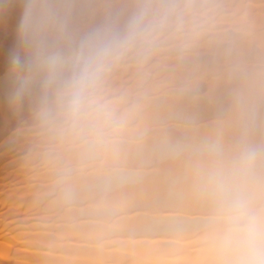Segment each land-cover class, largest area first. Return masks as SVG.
I'll return each instance as SVG.
<instances>
[{"label":"clouds","instance_id":"clouds-1","mask_svg":"<svg viewBox=\"0 0 264 264\" xmlns=\"http://www.w3.org/2000/svg\"><path fill=\"white\" fill-rule=\"evenodd\" d=\"M10 9L9 102L30 107L66 177L87 167L101 191L131 175V156L147 142L151 69L238 40L227 0H0V16ZM127 73L137 89L117 87ZM227 83L213 130L165 146L182 158L185 187L204 209L206 264H264V67L240 64Z\"/></svg>","mask_w":264,"mask_h":264},{"label":"rangeland","instance_id":"rangeland-1","mask_svg":"<svg viewBox=\"0 0 264 264\" xmlns=\"http://www.w3.org/2000/svg\"><path fill=\"white\" fill-rule=\"evenodd\" d=\"M249 2H254V4L257 5L259 3L263 4L264 0H227V3L229 4V8H230V19H229L230 23L229 24L231 26L232 25L231 22L232 23L234 22L233 24H235V26L237 27L238 35L240 37L243 35L241 37L240 42L242 40L247 41L249 39L251 40V38L252 39L256 38L254 35L262 33V32L259 33L258 31H263V29H264V25L262 24L263 26H261V27L258 26L259 23L257 21H256L257 27H260L262 29L258 28V30H257V28H254V27H256V24H255V21H253V19L258 20L259 14L262 16V12H263L262 9L263 8L262 9L260 8L262 10V12H260L259 8L253 7V5H251L252 6L251 7L249 5ZM241 3L245 4L243 8L240 7L241 5L239 6V4H241ZM248 6H250V7H248ZM14 10L16 11V9H14ZM243 20L246 22H244ZM250 20H252L254 22L255 26L253 25L252 21H250ZM260 22H262V21H260ZM249 23H252V27ZM241 25H242V27H241L242 30L238 29V27ZM246 25L249 26L251 29L254 28V30L252 29V31L250 32L251 29L248 28ZM235 26H232V27L236 29ZM243 27L246 28V31L249 30L247 32L248 34H246V35H248L246 37V39L243 38V37H245L244 36L245 28H243ZM250 33L254 37L252 35L250 37V35H249ZM253 33H255V34H253ZM248 37H250V38H248ZM210 49L212 51H210ZM210 49H203V50H201L202 52L200 51L199 53H196L197 62L190 61L191 58L194 59V57H195L194 54L191 56V58L187 62H181V63H178L176 61L169 60L166 58H162L160 60V62L157 63L151 69L150 78H149L147 84L145 85V91H146V96H147L146 100L153 98V100H154L153 103L156 102L157 105L156 104L153 105V107L155 106L154 112L148 113V111H147V117L145 118V122L148 121L147 118L153 117V116H151V114L155 115V112L158 111V109L160 108L159 107L160 101L163 99L166 100L164 98L165 94L167 92L166 90L170 91V89H171V87L169 88V86H167V88L165 86L164 87L165 89L163 88L165 91L160 87L159 88L158 87L153 88L156 85L155 83L156 82L161 83L162 79L167 80V81L170 79V81H171V76L173 77L172 74H174V76H179V75H177L179 70H180L179 74L181 72H184L183 76L188 77L190 80H194L195 78L200 76V74L205 72V71H203V69H204L203 65L204 64H202V62L204 60H206L204 58H206L208 56H205L202 58L201 54H203V53H206V55H209L210 53L212 54L213 49L212 48H210ZM210 55H209V57H210ZM201 58L204 60H202ZM223 61H224V58H223ZM164 63H167V66H166V64L164 66L163 65ZM200 63L202 64V67H200V65H199ZM191 64H192V66L194 65L193 66L194 71L192 70V72L196 73L195 75H194V73H189L191 71L190 67L193 68L191 66ZM163 66L167 67V68L169 66V68H168L169 70H166V71L162 70L161 68H163ZM180 66H183V69H181L182 67H180ZM197 67H198V69H197ZM160 70H162V72L165 71V73L161 72L162 74L160 75ZM186 70H188V71H186ZM198 71L200 74L197 73ZM175 73H176V75H175ZM182 74H181V76H182ZM195 76H197V77H195ZM170 81H169V83H170ZM117 85H118V87L120 85L123 88H128V89H133V90L138 88L137 79L135 78V76H133L132 73H127V74H124L123 76H121V78L117 81ZM149 89H152L151 91L153 93L150 92V95H147V94H149V91H150ZM154 89H156V90H154ZM161 96L163 97V99ZM4 98L5 97H3V99ZM3 99H2V101L4 102V104L1 100H0V103H1V105H3L2 107L4 108V107H6L7 102L5 101V99L4 100ZM172 105L175 107L174 103L171 104L170 105L171 110H169L170 108H167V109H166V107L164 108L165 112H167V115H169V113L173 114L175 111H176V113L177 112L179 113V111H180L179 109H182L184 107V106L182 107L181 104H179V105L177 104L178 109L176 106L175 109L173 110ZM186 108H187V106L185 107V109H183V111L186 110ZM145 114H146V112H145ZM7 115L10 117L11 114L9 113V111L7 112ZM32 116L33 115L30 112V113H28L26 118H31ZM150 118H149V121L151 122L152 119L150 120ZM174 120H172L171 122H173ZM177 120L181 121L180 124H182V125H189L190 126L189 123H191V125H195V124H192L193 122H191L190 119L188 120L186 118L180 117V118H177ZM30 122L32 123V121H30ZM148 122L145 123L146 127H147V125H148V127H150L152 125L150 128L155 127L156 130L161 131V130L157 129V128H160V121L159 120H158V122H159L158 125L155 124V123H158L157 121L156 122L152 121V123H148ZM174 122H176V121H174ZM13 123L14 122H12V123L10 122V126L8 125V127H7V125L2 126V124H0V131L3 134L2 135L0 133V172H1L0 173L1 174L0 175V202H2V204L0 203V219H1L0 220L1 221L0 222V251H2V249L3 250L5 249V251L8 252L7 249L9 247V245H8L9 242L11 240L16 242V240L19 239L18 243H21V245L19 244L20 246H18V245L15 246L16 243H14V242L10 243L11 244L10 247H12V244H13L14 248H13V250H11V253L9 252L12 257H14V254H16V258H17L18 257L17 255H20V247L23 248L22 241H24V240H22L20 242L21 237H25V238H22L25 240H30L33 237H35V238L37 237L38 240L33 239L34 242H36V244L39 243L38 242L39 240H41V239L46 240V238H48V239H53L55 241V243H59V245H60V243L63 244V246L65 244V246H64L65 248H63V249L64 250L68 249V251L66 250L67 252L64 251V254L66 256H68L70 254L71 256L75 257V255H78L79 251L81 252V249L76 250L77 249L76 248L75 250H71L72 253H71V251L69 253L70 248H66L67 243H75L76 242V243H80V244H82V243L88 244V246L87 245H86L87 247L84 246L82 250H84V251H85V249L92 250L90 252V255L88 254L89 257L87 255V259L89 261L100 260L105 255H107L109 257L107 258V260L105 259L106 261H104L107 264H121L120 263V262H122L121 260L124 261L125 258L127 260H130V261H131V259L135 258L137 260H140V264H141L142 262L144 263V259L139 258V257H135L134 255L136 254L137 250H140V248H142V247H147L150 249H155L157 247H159V248L161 247V249H159V250H157L158 248L155 249V250L159 251L160 253L163 250L162 248L165 247L167 250L166 253L167 252L170 253L171 254L170 257L175 259V257H179V255H180V254L177 255L176 253H174L176 249L182 250V249L189 247V246H195V245L197 246L198 243H196V244L191 243L189 245V243L191 241L193 242L194 240H196V238L198 237L197 235L192 237V238H184V240L182 238H181L182 240L180 239V237H181L180 233H184L183 231L180 233H177V232H175V233H170V232L169 233H167V232L160 233V231H157L155 233H144V234L136 233V234H134V233H129L122 228L123 225L125 226V225L129 224V222H128V224H126L127 221H130V220L132 221V218L134 216H132V218H131L129 215H133V213H137V212L138 213L140 212V214H136V216L139 217V215H142L141 219H143L142 218L143 216H145L144 218H147V219L148 218L153 219V218H151V216L153 217V215L155 216L156 214L161 215L162 212L164 214H166V213L186 214V212H188V211L190 212V210L192 208H194V207H192V203H191V206L189 207L190 200L187 199L188 197H184L182 199V202L179 201L178 204H176L177 202L174 203L175 204L174 206L171 204L170 207L169 206L168 207L163 206L162 208H160V207L157 208V207H154L152 205H147V206L144 205V206H139V207L138 206L133 207V208H130V210L128 209L129 211H125L121 208H117L118 207L117 205H115L114 207H113V205L112 206L110 205L107 207L110 208L111 210L108 209L106 211V208L104 207V205L102 206L101 203H99L100 205L98 204V206H96L97 201L99 202L100 198H102V197L104 198L106 195L110 197L113 194L119 195V197L121 196L120 197L121 199L124 197L129 198L130 195L132 196L134 194H138L140 190L139 191L137 190L138 191L137 192L134 190L135 188H133L131 186H126V187L124 186V187H120L119 189H115L116 191L115 190L113 191V189L112 190L108 189L107 191L106 190L101 191L97 187L88 186V185H86V183H88V180L95 179L96 173L92 169H89L87 167H81V168L73 167V171H72L71 175L66 177L64 175V170H65V167L67 166L66 161L63 159V157H61V155L58 153V151L53 146H51L50 144L47 143V141L45 140V138L42 135H33V136L16 135L15 138H12V139L8 138L10 136L9 131H8V130H10V128L16 129V128H18V126L19 127L25 126L24 124H20V125L17 124V126H16ZM4 127H6V129ZM160 129H162V128H160ZM4 130L5 131L7 130V132H5ZM193 130L199 131L195 128L192 129V132H193ZM34 132H36V131H34ZM161 134H160V136H161ZM35 141H37L42 146L37 147L35 150L34 149L32 150V148H31L32 142L34 143ZM22 144H23V146H22ZM20 148H22L21 151H20ZM17 152H19V154H16ZM38 152H39L40 156H39V159L37 161V159L34 160L35 159L34 156ZM32 157L34 158L33 159L34 162H31ZM155 157L149 156L148 158L145 159L142 156L136 160L137 162L132 160V161H134L133 163L130 160L129 166H135L133 164H136L135 167L137 169L138 168L144 169L143 166H146L145 169L148 171H150L149 169L152 168V166H153V168L151 170H156L159 168V166H157V165H162L161 161L164 162V160H167V158L160 160V157H158V156H155ZM169 158H171V157H169ZM172 158L174 160V157H172ZM140 159H142L143 161L141 160V162H140L139 161ZM147 159H150L151 161L147 160ZM153 159H155L156 161ZM168 160H170V159H168ZM35 161L40 162V163H36V164H38L36 166L37 168L34 167L31 170V168H29V167H27V168L22 167L24 164L26 165V163L30 164V162L33 163V165H34ZM153 161H155V163ZM140 163L143 165H140ZM145 163H148L149 165L145 164ZM147 165H148V167H147ZM156 166H157V168H156ZM132 168H130V169H132ZM42 171H47V172L43 175H35L38 172H42ZM158 171L160 172V169ZM159 172H154V173H155V175L157 174L159 176L160 175ZM171 172H174V170H171ZM171 172H168V174L170 176L173 175V173H171ZM162 173H161V176H162ZM11 174H12V176H11ZM15 174H16V177H14ZM148 174H150V173H148ZM168 174H164V176L167 175L166 178H164L165 180L162 178L164 180L163 181L164 183H166L165 181H167V179H168ZM6 176H9V177L4 178ZM170 176H169V179L172 180V178ZM69 186L72 189V196H71V198H66L64 195V192H65V189ZM157 187H159V186H157ZM157 187H156V189H157ZM158 190L160 192H158L157 194L156 193L154 194L156 198L161 192H164L162 189L161 190L157 189V191ZM145 191H148V190L147 189L143 190V193ZM135 192H137V193H135ZM147 193H149V191ZM150 193H152V195H153L154 188H153L152 192L150 189ZM14 203L16 205H18V204L20 205V208H18V210H15L13 208L14 206L12 207V204L14 205ZM69 207H74L75 208V210L73 209L74 212H73V210H71V211L65 210L66 208H69ZM104 209H105L104 212H107V214L111 213V215L108 214L106 216V214H104L100 217L99 215H101L103 213ZM160 209H164V211L160 210ZM196 209H198V208H196ZM192 210L195 211V208ZM198 210H196V211H198ZM201 210L204 213L203 209H200L199 213L201 212ZM15 211H17V213L13 214ZM196 211L194 212L195 215L198 214V212H196ZM66 212H68V213L66 214ZM121 212H122V214H121ZM143 212H146V213L148 212L149 216ZM70 213H72V214H70ZM125 213L128 214L127 217L128 216L130 217V220H127V221H126V219H128V218L126 217V219H125L126 222L124 220H122V219H124V218H122V216L125 215ZM150 213H153V214L150 215ZM194 213L193 214L187 213L186 215H194ZM65 214H66V216H65ZM28 217L29 218L32 217V218L27 219ZM104 217H106L107 219H105ZM119 217L122 219L120 220ZM137 217H135L133 219H136ZM108 218H109V220H108ZM85 220H87L88 223L86 222V223L82 224V228L78 227V229H76V227H75V229H74L72 227L73 225H78L81 223V221H85ZM137 220H139V219L137 218ZM133 221H135V220H133ZM72 228L74 229V231ZM63 229H64V231H63ZM70 229L72 230L71 232L69 231ZM55 233H58V234H55ZM61 233H63V234H61ZM21 234H23V235H21ZM66 234H68L67 236L71 235L70 238L67 237ZM59 235L60 236L63 235L64 240H63V237H61V239H59ZM179 235H180V237H179ZM16 236H19L20 238L19 237L17 238ZM182 236L184 237V234ZM15 237L17 239H13ZM165 239H167L169 242H167V243L163 242V240H165ZM45 240H43V241H45ZM155 240H158V241H155ZM174 240L175 241L178 240L179 243H177V241L175 242ZM31 241H32V239H31ZM27 242L29 244L30 241H27ZM51 242H52V240H51ZM36 244H35V246H36ZM25 245H27V244H24V248L21 249L23 252H26L25 249H27V250L29 249L28 248L29 245L27 246V248ZM30 245L32 246L31 243H30ZM51 245H53V244H51ZM202 245H204L203 241H201L198 244V246H202ZM41 246H42V242H41ZM47 246H46L47 248H45V249L42 246L43 248L39 249V250L41 252L44 251V253L47 252V253L51 254L52 252L53 253L55 252V254H57V255L63 254V253H61L62 250L57 251L58 250L57 247L53 248L55 250L54 251V250L49 248L50 247L49 245H47ZM10 247H9V249H11ZM15 247L19 248V250H17V251H19L18 254L15 253L16 251H14V250H16ZM40 247H38V248H40ZM33 248H35V247H33ZM36 248H37V246H36ZM90 248H92V249H90ZM31 250H32V248L28 251H31ZM37 250L38 249H33V251H37ZM39 250L37 252H40ZM109 250H117V251L119 250V252L113 253V251H112L109 253L108 252ZM13 251H14V254H13ZM163 251H165V250H163ZM87 252H89V251H87ZM47 253L45 255H47ZM67 253H69V254H67ZM81 253L83 254V251ZM50 254H48V255L50 256ZM82 254H80V255H81V257H83L82 259L84 260V254L85 253L83 254V256H82ZM26 255H27V253H26ZM70 255L67 258H70L71 257ZM113 255H116V256H113ZM2 256H0V259L2 258ZM23 256L24 255H21L18 258L22 259ZM107 256H105V257H107ZM167 256H168V254H167ZM31 257L32 258L30 260L32 262V259H38L41 256L38 257V255H37V257L35 258V256L31 254ZM43 257H44V255H43ZM73 257H71L72 263L74 262ZM159 257L161 259V257H162L161 254H159V253L155 254L154 256H152V258L150 259L149 262H146L144 264H151L153 261H155ZM10 258L11 257H9L8 260L6 259V262L9 261ZM26 258L24 256V259H26ZM45 258L48 259L49 257L47 258V256H46ZM50 259H53V258L50 257ZM2 260H5V259H2ZM40 260L41 259L39 258L38 261H40ZM83 260L81 261L82 264H86L85 263L86 260H85V262ZM151 260H152V262H151ZM14 261H16V259ZM14 261L11 258V261L9 262V264L10 263L14 264L15 263ZM38 261L36 260V262H38ZM128 262L129 261L123 262V264H129ZM171 262H169V263L170 264L174 263V261H171ZM2 263L0 261V264H2ZM16 263H17V261H16ZM18 263L22 264L21 262H18ZM34 263H35V260H34ZM67 263H69V261H67ZM72 263H69V264H72ZM106 263H104V264H106ZM3 264H5V263H3ZM31 264H33V263H31ZM38 264H41V262ZM73 264H75V262ZM179 264H182V263H179Z\"/></svg>","mask_w":264,"mask_h":264},{"label":"bare ground","instance_id":"bare-ground-1","mask_svg":"<svg viewBox=\"0 0 264 264\" xmlns=\"http://www.w3.org/2000/svg\"><path fill=\"white\" fill-rule=\"evenodd\" d=\"M244 5L245 4H243V3L239 4V6L242 7V8L244 7ZM249 5L250 6L253 5V7L259 8L260 12H262V10H263L262 16L259 14L258 20L257 19H253V21H255V24H256V27H254V28H257V30H258V28H260L261 26L264 25V3L263 4L259 3V4L256 5V4H254V2H249ZM250 6H248V7H250ZM260 8L261 9L263 8V9L261 10ZM17 19H18V10L15 11L14 9H10L3 16H0V100L2 101L3 97H5L4 99L7 102L6 107H4V108L2 107L3 105H1V103H0V124H2V126H6L7 125V127H8V125L10 126V122L11 123L14 122L13 124H15L16 126H17V124L18 125H20V124H24L25 125L24 127H21V126L19 127L18 126V128H16V129H11L9 127L10 128V130H8L9 131V135H10L8 137L9 139L15 138L16 135H21V136L42 135L41 132H40V129L35 124L36 122H35L33 116L31 118H26L28 113L31 112L30 107L27 104H25L22 108H16L13 105H11L10 102H9L10 82H9L8 75H7L8 58H9V56H10V54H11V52L14 49L15 44H16L15 28H16ZM250 21H252V20H250ZM253 21H252V23L254 25ZM256 21L259 23L258 26H260V27H257ZM260 21H262V22H260ZM244 22H246V21H244ZM233 23L231 22V24H232L231 26H235V24H233ZM252 23H249L251 25V27H252ZM241 27H242V25L239 26L238 29L242 30ZM245 27H243V28H245ZM247 27L250 28L249 26H247ZM254 28H252V29L254 30ZM252 29L250 30V32L252 31ZM260 29H262V28H260ZM236 30H237V27H236ZM248 31L249 30L246 31V28H245V30H244V33H245L244 36L245 37H243L244 39H246V37L248 36V35H246V34H248L247 33ZM263 31H264V29H263ZM263 31H258L259 33L260 32H262V33L254 35L256 38H254V39L251 38V40L249 39L247 41L242 40L241 42H240V40H241V37L243 35L241 34L242 35L241 37L238 35L240 38L238 37L237 43H236L234 48H229V49H215V48H212L213 49V53L212 54L210 53L212 56L209 54L210 57H209V55H206V53L201 54L202 58L205 57V56H208V57L204 58L206 60L201 58L202 60H204L202 62V64H204L203 65L204 66L203 71H205V72L202 71L203 73L201 72L202 74H200L199 71H198L197 73H199L200 76H198V75H197L198 77L195 76L197 78L194 77L195 78L194 80H190L188 77L183 76L184 72H181L179 74V72H180V70H179V72L177 71L178 72L177 75H179V76H174V74H172L173 77L171 76V81H170V79L168 81L162 79L161 83L160 82H156L155 83L156 85L155 84H154L155 86L153 85L154 86L153 88H155V87L159 88L160 87V88L163 89L165 86H166V88H167V86H169V88L171 87L170 91L166 90L167 92H166L165 97H164L166 100H164L163 97L161 96L163 100H161L160 103H159L160 104V106H159L160 108L158 109V111L155 112V115L151 114V116H153L154 118L153 117L152 118L149 117L150 120L152 119L151 122L149 121V118H147V120L149 121V122L147 121L148 123H152V121H154V122L157 121L158 122V120H159L160 121V128H162V129L157 128V129L161 130V131H158V130H156L155 127L154 128H150L152 125L151 126L149 125L150 127H148V125H147V128H149L148 129L149 131H148L147 142L142 144L141 146H139L138 148L135 149V151L133 152L130 160L131 161L132 160L136 161L137 159H139L142 156L145 159L148 158L149 156L150 157L151 156H153V157L158 156V157H160V160L161 159H166V158H167V160H164V162L161 161L162 165H157V166H159V168L156 169V170H151L153 168V166L151 165L152 168L149 169L150 171L145 169L146 166H143L144 169L143 168L142 169H139V168L137 169L135 167L136 164H133L135 166H129L130 168L133 167L132 169H130L131 175L127 179H125L124 181H122L120 183H117V184H114L111 187L107 188L106 191L108 189L109 190L113 189V191H114L115 189H119L120 187L131 186V187L135 188L134 189L135 191H137V190L139 191L140 190L139 193L138 194H134L132 196L130 195L129 198H125L124 197L125 199L122 198L123 200L120 198L121 196L119 197V195H116V194H113L110 197L106 195L104 197L105 199L102 197V198L99 199V202L97 201V205L96 206H98V204L101 203V205L102 206L104 205V207L106 208V211L108 209H110V208L107 207V206H110V205L111 206L113 205V207L115 205H117L118 206V207L116 206L117 208H121V209H123L125 211H129L130 208H133V207H137V206L139 207V206H144V205H146V206L147 205H152V206L157 207V208L158 207L162 208L163 206L164 207H168V206L170 207L171 204L174 206L175 205L174 203L177 202L176 204H178L179 201L182 202V199L184 197H188L187 199L190 200L189 207L191 206V203H192V207L195 208V211L198 210L199 208L203 209L200 206V204L196 201V199L188 192V190L185 187L184 180H183V175H182V171H183V160H182V158L173 156L167 150V148L165 146L166 142L168 140H172V141L189 143V142H192L194 140L199 139L200 137L208 135L213 130L214 126L217 123L218 117H219V115L221 113V110L224 108V106L226 104L227 89H228L227 79H228L229 73L236 66H238L240 64H246V65L254 66V67H257V68L264 67V32ZM237 32H238V30H237ZM255 33H253V34H255ZM249 35L251 37L252 34L250 33ZM250 37H248V38H250ZM210 51H212V50L210 49ZM194 55H195V57H194L195 60L193 58H191L190 61L197 62L196 54H194ZM223 58H224V61H223ZM165 64L167 66V63H164L163 65L165 66ZM202 64L201 63L199 64L200 67H202ZM164 66H163V68H161L162 70H165V71L169 70L168 69L169 66H168V68L164 67ZM191 66H192V64H191ZM180 67H182L181 69H183V66H180ZM193 69H194V67L193 68L190 67L191 71L189 73H194V72H192ZM197 69H198V67H197ZM162 70H160V75L162 73H165V71L162 72ZM186 71H188V70H186ZM181 74H182V76H181ZM195 74L196 73H194V75ZM175 75H176V73H175ZM169 81H170V83H169ZM117 87H118V85H117ZM119 87H122V86L119 85ZM152 89H149L150 91H149V94H147V95H150V92L153 93L151 91ZM154 90H156V89H154ZM153 101H154L153 98L152 99L150 98L149 100H146V108H145L146 114L144 113V117L145 118L147 117V111H148V113L149 112L151 113V112L155 111V109H154L155 106L153 107V105H155L156 102L153 103ZM173 103H174L175 107L177 106V109H178V105L179 104H181V106L182 107L184 106V107L183 108L181 107L182 109H179L180 110L179 113L178 112L176 113V111H175L173 114H170L168 112L169 115H167V112H165L164 108L165 107H166V109L170 108L171 107L170 105L173 104ZM3 104H4V102H3ZM186 106H187L186 110L183 111V109H185ZM175 107L174 106L172 107L173 110L175 109ZM169 110H171V108ZM8 111L11 114L10 117L7 115ZM180 117L181 118H186L188 120L190 119V121L193 122L192 124H195V125H191V123H189L190 126L189 125L180 124L181 121L177 120V118H180ZM172 120H174L176 122H174V121L171 122ZM30 121H32V123ZM147 122H145V123H147ZM155 124L158 125L159 122L155 123ZM4 128L6 129V127H4ZM194 128L199 130V131L193 130V132H192V129H194ZM34 131H36V132H34ZM5 132H7V130ZM0 133H1V131H0ZM160 134H161V136H160ZM23 144H22V146H23ZM32 146H31L32 150L33 149L35 150L37 147H40L42 145L39 144L37 141H35L34 143L32 142ZM21 150H22V148H20V151ZM39 152L36 153V155L38 154L37 156L35 155L36 157L34 156L35 159L33 157L31 159L32 160L33 159L34 160L37 159V161H38L39 156H40ZM16 154H19V152H17ZM169 157H171V158H169ZM172 157H174V160H173ZM168 159H170V160H168ZM32 160H31V162H34V160L33 161ZM141 160L142 159H140L139 161L141 162ZM147 160H150V159H147ZM153 160H155V159H153ZM134 161H132V163ZM155 161H153V162L155 163ZM31 162H30V164L29 163H26V165L24 164L22 167H26V168L29 167L32 170L34 167L37 168L36 166L38 164H36V163H40V162H36L35 161L34 165L35 164L36 165L34 166L33 163H31ZM145 164H148V163H145ZM140 165H143V164L140 163ZM148 165H147V167H148ZM157 166H156V168H157ZM159 169H160V172L158 171ZM171 170H174V172H171ZM46 172L47 171L38 172L35 175H43ZM154 172H159L160 175L158 176L156 174L157 175L156 176ZM168 172L173 173V175L171 174L173 177L170 176L168 174ZM148 173H150V174H148ZM161 173H162V176H161ZM164 174H168V179H167V181H165L166 183L163 182L165 180L164 178H166V176H167V175L164 176ZM11 176H12V174H11ZM169 176L172 178V180L169 179ZM7 177H9V176H6L4 178H7ZM14 177H16V174H15ZM86 185L98 188L95 179L88 180V183H86ZM157 186H159V187H157ZM156 187H157V189H160V190L162 189L164 191V192H161L157 196V198L155 197L154 194L155 193L157 194L160 191L159 190L157 191ZM153 188H154V193H153L154 196L152 195V193H150V189H151V192H152ZM146 189L149 191V193H147L148 191H145L143 193V190H146ZM137 192H135V193H137ZM0 203L2 204V202H0ZM15 203H14V205L12 204V207L14 206L13 208L15 210H18V208H20V205L19 204L16 205ZM194 208H192V209H194ZM196 208H198V209H196ZM73 209L75 210L74 207H69V208H66L65 210L71 211ZM192 209L190 210V212L187 210L188 212H186V214L187 213L193 214L195 211H193ZM200 209L198 211H196V212H198V214L196 213L197 215H195V213H194V215H186V214H180V213H178V214H176V213H174V214H172V213L164 214L161 211L163 214L161 213V215L156 214L157 216L156 215L155 216L153 215V217L151 216V218H153V219L144 218L145 216H143L142 217L143 219H141L142 215H139V217H137L136 214H140V212L139 213L137 212V213H133V215H129V216L131 218H132V216H134L133 218L137 217L139 220H137V218L136 219L132 218V221H131L130 217L129 216L127 217L128 214H126V213H125V215L122 216V218H124V219H122L120 217H119V219L120 220L122 219V220L125 221V219L127 217L128 219H126V221L127 220L131 221V222L127 221L126 224H128V222H129L128 225H125V226L123 225L122 226V228L124 230H126L127 232H129V233H134V234L141 233V234H144V233H155L157 231H160V233H163V232H167V233H169V232L170 233L177 232V233H180V232L183 231L184 233H180L181 237L179 235L180 239L182 238L184 240V238H192V237L197 235L198 237L196 238V240H194L193 242L191 241L189 243V245L191 243H194V244L198 243L199 244L201 241H203V236H204V230H203L202 223H201L202 218L204 216V213L202 212V210L199 213ZM74 210H73V212H74ZM160 210L164 211V209H160ZM104 211H105V209L103 210V213L101 215H99L100 217L102 215H104V214H106V216L108 214L111 215V213L107 214V212H104ZM16 213H17V211H15L13 214H16ZM67 213L68 212H66V214ZM72 213H70V214H72ZM143 213H145L146 215L149 216L148 212L147 213L143 212ZM66 214H65V216H66ZM121 214H122V212H121ZM152 214L153 213H150V215H152ZM30 218H32V217H30ZM30 218L28 217L27 219H30ZM104 218L107 219L106 217H104ZM108 220H109V218H108ZM133 220H135V221H133ZM86 222L88 223L87 220L81 221L80 224L73 225L72 227L74 229H75V227H76V229H78V227L82 228V224H84ZM74 229H73V231H74ZM63 231H64V229H63ZM69 231L71 232L72 230L70 229ZM55 234H58V233H55ZM61 234H63V233H61ZM183 234H184V237L182 236ZM21 235H23V234H21ZM67 235L68 234H66V236ZM70 236L71 235H69L67 237L70 238ZM16 237L18 238L19 236H16ZM16 237L13 238V239H17ZM61 237H63V235L62 236L59 235V239H61ZM22 238H25V237H21L20 238V242L22 240H24V241H22L23 248H24V244H27V245H25L26 248L29 245L28 246V248H29L28 250H30L31 248H32V250L28 251L27 249H25L26 252H23L21 250L23 248L20 247V255H17V256L19 257L21 255H24L25 258L26 257L27 258L24 259V256L22 257V259H20L18 257L16 258V254H14V251H16L15 253H17V254L19 253V251H17V250H19V248H16V247H15L16 250L13 251L14 257L11 256V254H10L11 250H13V248H14L13 244H12V247H10L11 246L10 243L14 242L13 240H11L9 242V244H8L11 249H9V247H8V249L6 248L8 252H6L5 249L4 250L2 249V251H0V254H1L0 256L3 255L2 258L0 259L1 263L3 262V263L6 264L8 262L7 264H9V262L11 261V258H12L13 261L16 259L17 263H16V261H14L16 264H20L18 262H21L22 264H31V263L38 264L40 262H41V264H69V263H72V260H71L72 258L71 257H73L69 253H70L71 250H75L76 248H77L76 250L81 249V252L83 251V254L84 253L85 254H84V260H83L82 259L83 257H81V255H80L82 253L79 251L80 252V253L78 252L79 256L75 255V257H73V261L75 262V264H80V263L82 264V262H81L82 260L84 262L86 260V262H85L86 264H104V263H106L104 261H106L107 258L109 257V256L105 255L107 257L104 256L105 258L103 257L100 260L89 261L87 259V255L88 254L90 255V252L92 250H87V249H85V251L82 250L83 247L84 246L87 247L88 244H83V243L80 244V243H76L75 242V243H67L66 244L68 246V247L66 246V248H70L69 249V253H67V254H69L71 256L70 258H67V257H69V255L66 256L64 254V251H66V250L68 251V249H65V250L63 249V248H65L64 247L65 244L63 246V244L60 243V245L62 246L61 247L59 245V243H55V241L53 239L46 238V240L43 239L45 241H43L42 239L39 240L38 242L40 244L37 243L38 244L37 245L36 242H34V240H36L37 237L36 238L35 237L31 238L32 241H31V239L30 240H25V239H22ZM17 240H16V242H14V243H16L15 246L16 245L20 246L21 243H18L19 239H17ZM51 240H52L53 243L51 242ZM63 240H64V237H63ZM27 241H30L29 244H28ZM155 241H158V240H155ZM176 241H177V243H179L178 240H176ZM41 242H42V246L44 247V249L48 247L47 245L50 246L51 244H53L54 246L51 245L49 248L54 250L53 248L57 247L58 248L57 251L62 250L63 252L61 251V253H63V254L62 255L61 254L57 255V254H55V252L54 253L52 252L51 254L47 253V252L44 253V251L41 252L39 250V249L43 248L41 246ZM163 242L167 243L169 241L167 239H165V240H163ZM30 243L35 248H33L30 245ZM35 244H36L37 248H36ZM198 244H197V246L196 245L195 246H189V247H186V248H184L182 250L176 249L174 253H176L177 255L178 254H180V255H179V257H175V259L170 257L171 256L170 253H168V252L166 253L167 250H166L165 247L162 248L165 251L162 250L161 253L159 251H157V250L161 249V247L160 248L157 247L158 249L155 248L157 250L150 249V248H147V247H142V248H140V250H137V252H136V254L134 256L144 259V263L149 262L150 259L152 258V256H154L155 254L159 253L162 256L161 259L159 257L153 262L151 260V262L153 264H170L169 262H171V261H174L173 264H175V263L176 264H179V263H182V264H206L207 251H206L205 245L198 246ZM38 247H40V248H38ZM33 249H38L40 252H37L38 250L37 251H33ZM90 249H92V248H90ZM86 250L89 251V252H87ZM112 251H113V253L114 252H116V253L119 252V250L118 251L117 250H109L108 252L110 253ZM26 253H27V255H26ZM46 253H47V255H45ZM71 253H72V251H71ZM31 254L34 255L35 258L37 257V255H38V257L41 256V257H39L41 260L38 261L39 258L38 259H32V262H31L30 259L33 257V256L31 257ZM48 254H50V256ZM83 254H82V256H83ZM167 254H168V256H167ZM43 255H44V257H43ZM89 255H88V257H89ZM46 256H47V258L48 257L49 258L46 259L45 258ZM113 256H116V255H113ZM9 257H11V258L9 259V261L6 262V259L8 260ZM50 257H52L53 259H50ZM2 259H5V260H2ZM134 259H131V261H130V260H127L125 258L124 261L121 260L122 262H120V263L123 264V262L129 261L128 262L129 264H140V260H137V259L134 260ZM34 260H35V263H34ZM36 260L38 262H36ZM67 261H69V263H67Z\"/></svg>","mask_w":264,"mask_h":264}]
</instances>
